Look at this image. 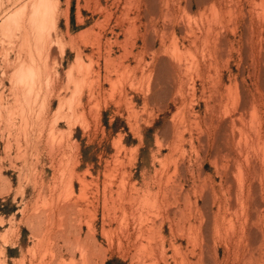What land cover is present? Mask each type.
I'll list each match as a JSON object with an SVG mask.
<instances>
[{
  "label": "rangeland",
  "instance_id": "374dc122",
  "mask_svg": "<svg viewBox=\"0 0 264 264\" xmlns=\"http://www.w3.org/2000/svg\"><path fill=\"white\" fill-rule=\"evenodd\" d=\"M48 1L0 0V264L50 263L64 193L105 247L142 205L141 264H264V0Z\"/></svg>",
  "mask_w": 264,
  "mask_h": 264
},
{
  "label": "bare ground",
  "instance_id": "6f19581e",
  "mask_svg": "<svg viewBox=\"0 0 264 264\" xmlns=\"http://www.w3.org/2000/svg\"><path fill=\"white\" fill-rule=\"evenodd\" d=\"M149 1L150 0H133V2L137 6L136 8L138 11V13H137L138 18H142L140 12L142 10H144V8L148 9L151 7V6H149V3H150ZM159 1L162 2V0H159ZM154 2H156V0H154L153 3ZM47 3H48V5H45V8L46 7H48V8H46V9L44 8L43 11H42V7H39L37 5L36 6L37 9L38 10L41 9L40 11H42V13H40L39 17L38 16L36 17V14L39 11H37L35 8L31 12V19L39 21L38 19L40 18V21L46 22L48 20L49 15L52 12L53 13L50 17L54 16V14L57 13V11H58L56 8L58 6L55 7L56 9L53 8L54 10L52 9V11H50L51 6H50V3L48 0H47ZM156 4H158V3H156ZM159 5L161 6V4H159ZM144 12H145V10H144ZM57 14H59V13H57ZM144 14H146V12ZM51 19L54 21L53 17ZM147 31H148V29H147V27H145L144 31L142 30V32H141V30H140L138 33H141V35L145 38L147 35ZM144 38H142V40ZM241 165H242V163H241ZM239 167H241V166L239 165ZM241 169H243V168H241ZM242 183L243 184H241L240 186H242V185L244 186L246 184V183L244 184V182H242ZM243 186L241 187L242 189H243ZM246 187H244V188H246ZM247 189H248V187H247ZM248 190H250V188ZM243 192L244 191L242 190V193ZM247 193L249 194V192H247ZM245 195H246V193H245ZM241 196H242L243 201L238 199V198L237 199L240 200L239 202H241V201L244 202V199H245L244 194L243 195L241 194ZM247 196H246V198H247ZM237 197H239L238 194H237ZM247 199L249 200V198H247ZM247 199H245V200H247ZM49 206L50 207L48 209H46V210L43 209L40 214L36 213V212H35V214L38 215L40 217V219L42 218L41 221L45 220L46 225L47 224L49 225L52 217L56 215L57 216V233L56 234H58V233L60 235H66L67 234V238H66L64 244L61 246H58L56 244V242L54 241L55 242V243H53L54 246L52 244L54 249H51L52 250V253H51L52 257L50 258L51 261L48 264H51V263L53 264L54 262H56L55 260H57V258L60 257L58 254V249L61 250L64 247H66V249L71 248V250L73 252L80 253L85 264H99L98 260H101L103 253L105 254V252L108 251V249H110L112 247V245L115 243L114 241H117L116 244H118V246L127 248L128 251L131 252V257H132L133 261L134 262L136 261L137 264L138 263L141 264L140 262H143V258L145 259L146 255H148V256L150 255L152 257L155 255L160 256V253L157 254L158 249H160L159 245H158L159 243L158 242H157L158 244H155V242L153 243V241H151L152 238H150V237H152V233H154V231H155L154 230L155 226L150 224L144 218L143 213H142L143 208L141 209L142 205H141V207L138 206L136 208H134L130 205L131 206V208H129L130 210L127 209V207H122L121 208L122 214H120V216L115 214L113 217V220L117 221V224H118L117 227L110 229V230H107L105 228V226L103 225L102 233L105 236V238H107V244H108L107 247L98 243V241L95 237V229L90 222H87L88 232L85 236H82L81 229L77 233L74 232V230L76 231L77 229H79L78 227L82 228V225H81L82 223L80 222L78 217H76V215H73V212L75 210L78 212V211H81V208L77 207V202L73 201L68 193H64L63 195H59L57 200L54 201V203H52ZM240 206H241V204H240ZM51 223H53V222H51ZM199 226L200 225H198V227ZM160 227H161V225L158 227V231H159ZM198 230L200 232V228L197 229V231ZM195 232H193V236H194ZM45 233H46V229L41 233V235H42L41 240H40L41 242L45 238ZM196 237H197V235H196ZM152 240H154V239H152ZM154 241H156V240H154ZM119 249H120V247H119ZM153 258H156V257H153ZM150 261H151V259H150ZM44 263H46V262H44ZM57 264H61L60 261Z\"/></svg>",
  "mask_w": 264,
  "mask_h": 264
}]
</instances>
